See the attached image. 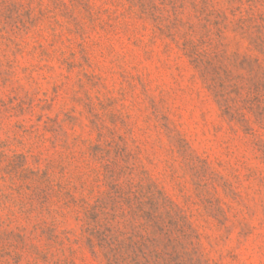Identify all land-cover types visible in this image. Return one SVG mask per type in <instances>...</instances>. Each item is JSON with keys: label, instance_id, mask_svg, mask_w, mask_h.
<instances>
[{"label": "rangeland", "instance_id": "1", "mask_svg": "<svg viewBox=\"0 0 264 264\" xmlns=\"http://www.w3.org/2000/svg\"><path fill=\"white\" fill-rule=\"evenodd\" d=\"M255 25L264 0H0V264H105L82 206L116 198L165 264H264Z\"/></svg>", "mask_w": 264, "mask_h": 264}, {"label": "trees", "instance_id": "2", "mask_svg": "<svg viewBox=\"0 0 264 264\" xmlns=\"http://www.w3.org/2000/svg\"><path fill=\"white\" fill-rule=\"evenodd\" d=\"M242 28L245 24H241ZM254 43L256 47L264 53V26L255 25ZM248 30V29H247ZM146 197V196H145ZM113 200V206L109 210L107 206L99 203L91 208L83 205V218L86 233L89 235V243L95 248L97 247L102 253L105 264H165L166 260L162 261V252L158 250L145 249V242H134L133 236L128 238L125 233L121 232L115 223H119L118 219L125 218V211L120 213L123 202ZM135 208V214H144L143 206L148 207V211L144 214L148 220L150 235L156 237V234H163L168 237L169 245H172L171 232L164 226V221L171 217L173 209L167 211V217L161 212L168 207V201L162 198L161 195L156 197V194L148 191L146 202H139ZM159 232V233H157ZM155 238H147L148 243L155 247Z\"/></svg>", "mask_w": 264, "mask_h": 264}]
</instances>
